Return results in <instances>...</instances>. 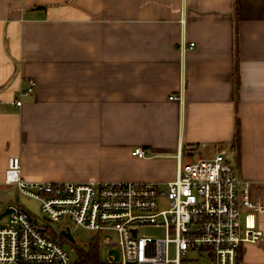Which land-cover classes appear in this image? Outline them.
<instances>
[{"label": "crops", "instance_id": "0c3cea01", "mask_svg": "<svg viewBox=\"0 0 264 264\" xmlns=\"http://www.w3.org/2000/svg\"><path fill=\"white\" fill-rule=\"evenodd\" d=\"M200 148L264 203V0H0V186L12 157L30 182L165 183ZM256 217L239 264H264Z\"/></svg>", "mask_w": 264, "mask_h": 264}, {"label": "built area", "instance_id": "2783aa9c", "mask_svg": "<svg viewBox=\"0 0 264 264\" xmlns=\"http://www.w3.org/2000/svg\"><path fill=\"white\" fill-rule=\"evenodd\" d=\"M187 48L194 49L195 43ZM34 90L31 82L21 97ZM132 154L143 159L150 152L136 148ZM4 184L18 198L7 207L13 212L0 215V264H83L73 260L62 241L70 240L64 231L72 234L74 228L107 234L100 245L108 253L99 264H239L243 247L263 237L256 215L264 211V203L253 197V182L239 177L227 149L187 162L180 153L176 177L165 183L30 182L21 175L20 158L12 157ZM20 197L37 202L41 214L28 209ZM63 220L74 228L51 225ZM147 226L163 229L165 236L140 235ZM171 245L174 259L169 256ZM114 248L119 258L111 254Z\"/></svg>", "mask_w": 264, "mask_h": 264}, {"label": "rangeland", "instance_id": "374dc122", "mask_svg": "<svg viewBox=\"0 0 264 264\" xmlns=\"http://www.w3.org/2000/svg\"><path fill=\"white\" fill-rule=\"evenodd\" d=\"M209 151L210 150L204 151L203 148H200L195 156L199 157V155H201L203 156L202 158H206L207 156H209ZM230 158H233L232 154L230 155ZM17 198L18 196L16 190L10 187V185L3 184L2 186H0V215L7 207L16 205L15 201H17ZM19 200L34 213L41 214L40 207L37 202L25 197H20ZM6 220L7 218H4L3 222H5ZM51 225L57 229L61 228L62 230L67 226H71L72 228H74L70 220L52 221ZM140 235L162 238L165 236V231L163 229H157L153 226H147L140 230ZM72 236L74 238V242H67L65 244V248L74 261H80V252L90 254L93 248H96L98 250L100 258H102L103 260L107 256V249L102 248L100 245L104 238H106L107 234L101 235L98 232L85 230L83 228H74ZM110 236L113 241H116V236L114 234H111ZM111 254L119 258V249H112ZM169 256L171 259H174L176 257L174 245L170 246ZM193 264H208V262L206 260H202V263L195 262Z\"/></svg>", "mask_w": 264, "mask_h": 264}, {"label": "trees", "instance_id": "16d2710c", "mask_svg": "<svg viewBox=\"0 0 264 264\" xmlns=\"http://www.w3.org/2000/svg\"><path fill=\"white\" fill-rule=\"evenodd\" d=\"M63 243H72V241L68 240L67 238L62 239ZM83 264H99L100 262V255L96 248H93L90 254L81 253L80 252V261Z\"/></svg>", "mask_w": 264, "mask_h": 264}, {"label": "water", "instance_id": "95a60500", "mask_svg": "<svg viewBox=\"0 0 264 264\" xmlns=\"http://www.w3.org/2000/svg\"><path fill=\"white\" fill-rule=\"evenodd\" d=\"M14 209L13 208H7L2 214H1V217H4L6 216L7 214L13 212ZM134 234H136V232L134 231ZM64 235L67 236L70 240H73V237H72V234L70 232L69 229L65 230L64 231Z\"/></svg>", "mask_w": 264, "mask_h": 264}]
</instances>
